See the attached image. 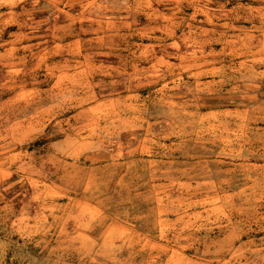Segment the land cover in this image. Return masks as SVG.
Segmentation results:
<instances>
[{
    "label": "rangeland",
    "instance_id": "obj_1",
    "mask_svg": "<svg viewBox=\"0 0 264 264\" xmlns=\"http://www.w3.org/2000/svg\"><path fill=\"white\" fill-rule=\"evenodd\" d=\"M0 264H264V0H0Z\"/></svg>",
    "mask_w": 264,
    "mask_h": 264
}]
</instances>
